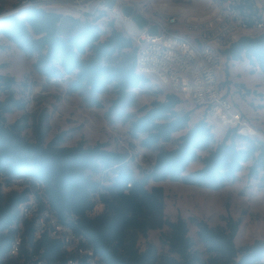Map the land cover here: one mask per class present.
I'll return each instance as SVG.
<instances>
[{
    "label": "trees",
    "instance_id": "obj_1",
    "mask_svg": "<svg viewBox=\"0 0 264 264\" xmlns=\"http://www.w3.org/2000/svg\"><path fill=\"white\" fill-rule=\"evenodd\" d=\"M83 16L82 19L63 15L31 5L21 16L2 17L0 34L25 54L35 55L34 66L46 77L73 76L72 90L86 91L95 105H100L98 94L109 86L114 88L117 98L110 112H115L118 107L131 105L130 90L149 78L136 71V46L132 38L117 29L113 20L107 24L109 32L98 24L105 12ZM224 57L233 62L246 58L264 73V34L241 36L224 50ZM14 83L13 77L0 74V94L7 93L6 99L0 101V173L8 179L25 174L41 181L51 208L61 217L77 216L79 228L105 264H257L263 259L264 240L237 247L234 240L239 222L225 217V225L215 227L204 220H195L197 236L208 255L202 260L192 251L186 220L178 217L170 221L165 217L163 187H147L150 181L170 180L217 190L235 181L243 163L250 159L253 162L248 175L257 178L264 171L263 140L224 127L225 134L216 143L213 123L201 115L189 126L190 112L177 110L182 100L168 93L164 100L153 101L143 114L130 120L129 134L134 138L142 136V146L155 148L160 142L170 141L175 132L186 131L177 138L174 148L159 150L151 170L136 178L125 155L107 149L103 143L66 146L54 139L44 144L42 137L29 142L15 124L5 125L4 114L9 111L8 101L13 100ZM117 113L124 116L125 112ZM236 140L244 145H237ZM196 161L201 162V167L186 172ZM100 171H112L114 176L107 184L93 180L90 173ZM261 178L264 180V176ZM21 199V195L13 194L0 205L1 220L15 216V207ZM98 204L103 208L94 213ZM165 225L170 231L164 242L176 257H157L149 247L138 250L137 234L145 235ZM44 245L47 250L57 249L55 243Z\"/></svg>",
    "mask_w": 264,
    "mask_h": 264
},
{
    "label": "rangeland",
    "instance_id": "obj_2",
    "mask_svg": "<svg viewBox=\"0 0 264 264\" xmlns=\"http://www.w3.org/2000/svg\"><path fill=\"white\" fill-rule=\"evenodd\" d=\"M159 1L165 0H117V3L120 7L132 6V19L139 28H143L148 21H163L162 16L158 15L156 4ZM206 2L207 0H196L192 4L202 7ZM25 4L27 3L19 0H0V14L21 16L26 9ZM44 8L63 15L84 18L70 4L50 3L45 4ZM168 13L165 11L163 14ZM107 16L108 18L99 19L97 22L103 30L109 32L110 27L107 24L113 19L111 15ZM175 27L178 32L185 33L181 25L176 24ZM123 33L127 35L125 31ZM35 61V55L25 54L0 34V74L11 76L15 81L12 87L13 100L8 101L9 111L4 114L5 125L15 124L21 136L29 142H35L42 137L44 144L54 139L66 146H94L103 143L107 149L124 154L133 176L141 178L151 170L157 152L174 148L177 138L186 131L175 132L170 141L160 142L155 148L142 146V136L134 138L129 134L130 120L143 114L153 101H162L170 93L168 88L152 78L130 90L131 105L127 104L118 107L115 112H110L113 101L117 98L114 88L109 86L98 94L100 105H95L86 91L72 90L70 82L73 76L48 78L35 68ZM221 67L218 79L225 98L246 118L250 130L255 133L254 137L264 141V73L246 58L233 62L226 61L222 56ZM6 94L1 92L0 101L6 99ZM176 108L181 113L190 112L189 126L201 118L202 112L184 101ZM121 111L125 112L124 116L118 115L117 112ZM211 127L215 142H220L225 134L223 125L214 122ZM236 143L244 145L241 140H236ZM200 154L204 156L206 152ZM252 162V159L244 162L235 181L227 182L217 190L170 180L150 181L147 184L148 188L153 185L163 187L165 217L170 221H175L178 217L186 220L188 235L193 242L192 251L202 260H206L208 255L197 236L195 220H204L209 226L215 227L225 225V217H232L239 222L234 240L237 247L264 240V180L261 178L264 171H260L257 178L250 177L248 168ZM199 167L200 161L193 162L186 172ZM90 174L93 180L104 184L114 176L112 171ZM102 208L98 204L94 213L100 212ZM169 231V227L165 225L161 229L149 230L145 235L139 233L136 247L139 251L152 248L160 258L176 257L164 242ZM257 264H264V257Z\"/></svg>",
    "mask_w": 264,
    "mask_h": 264
},
{
    "label": "built area",
    "instance_id": "obj_3",
    "mask_svg": "<svg viewBox=\"0 0 264 264\" xmlns=\"http://www.w3.org/2000/svg\"><path fill=\"white\" fill-rule=\"evenodd\" d=\"M35 2L41 7L70 4L90 17L100 12L111 15L115 27L125 31L136 46L138 73L196 107L209 123L219 122L254 137L246 118L224 97L218 73L227 47L241 36L264 34V0H207L202 7L192 4L193 0L159 1L163 21H148L143 28L134 23L132 11L124 13L118 7L117 0ZM165 11L169 13L164 15ZM176 24L185 33L178 32ZM13 194L22 199L11 220L0 218V264H105L79 228L77 216L61 217L51 208L41 181L25 174L8 179L0 173V205ZM50 243L57 244V249L47 250L44 244Z\"/></svg>",
    "mask_w": 264,
    "mask_h": 264
},
{
    "label": "crops",
    "instance_id": "obj_4",
    "mask_svg": "<svg viewBox=\"0 0 264 264\" xmlns=\"http://www.w3.org/2000/svg\"><path fill=\"white\" fill-rule=\"evenodd\" d=\"M193 1L195 2V0H193ZM118 7H120V6H118ZM120 9H121L124 13L131 12V9L128 8L127 6H121ZM105 18H108V16L103 17V19H105Z\"/></svg>",
    "mask_w": 264,
    "mask_h": 264
},
{
    "label": "water",
    "instance_id": "obj_5",
    "mask_svg": "<svg viewBox=\"0 0 264 264\" xmlns=\"http://www.w3.org/2000/svg\"><path fill=\"white\" fill-rule=\"evenodd\" d=\"M37 4V2H30V3H27V4H25L24 6L25 7H28V6H31V5H36ZM7 14H0V19L2 18V17H4V16H6Z\"/></svg>",
    "mask_w": 264,
    "mask_h": 264
}]
</instances>
